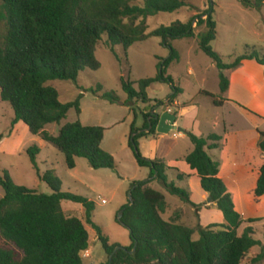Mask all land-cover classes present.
<instances>
[{
	"label": "trees",
	"instance_id": "obj_1",
	"mask_svg": "<svg viewBox=\"0 0 264 264\" xmlns=\"http://www.w3.org/2000/svg\"><path fill=\"white\" fill-rule=\"evenodd\" d=\"M240 2L247 9L264 6V0ZM133 3L134 0H1L0 25L5 23V30L2 32L0 27V99L14 110L12 128L19 123L25 124L31 135L41 137L63 153L69 169L76 168L77 159H86L95 170L117 171L114 156L102 148L107 129L85 126L77 121L64 125L58 135L46 131L47 126L65 120L73 109L78 116L81 115L82 95L75 102L62 103L59 91L50 83H76L81 72L98 71L101 63L96 53L103 36L108 37L107 45L115 55L116 46L123 47L127 54L134 44L152 38L162 39L163 44L171 49V57L160 65L157 78L136 83L121 80L122 89L128 95L124 105L132 107L134 102H154L149 99L148 90L156 83L168 84L173 94L166 102L155 101L150 111L144 112L142 128L136 127V121L131 127L130 147L138 165L150 169V178L132 183L133 201L124 209L120 220L131 232L130 247L116 251L120 246L110 244L101 228L92 221L94 203L85 197L63 193L62 181L54 170L39 174V178L52 189L50 195L16 185L5 172L0 175V187L5 192L0 200V264H86L84 254L90 250L89 231L84 221L65 211V202L85 208L86 223L96 230L108 256V261L103 264H244L252 250L260 246L252 227L246 228L242 235L238 233L243 224L258 220L243 219L219 177L220 163L208 153L221 148L218 135L205 138L186 133L194 150L185 157V162L200 179L202 191L212 198L223 216L221 223L198 225L196 229L182 224L179 213L170 220L164 219L168 204L165 196L152 188L153 182H160L171 194L188 203H191L190 195L169 182L162 160L142 156L139 141L158 135L159 121L151 111L156 107H172L182 93L168 75L170 65L179 59L172 45L174 41L197 38L200 50L212 59L220 72L221 94L230 87L226 71L239 68L247 60L264 67V54L247 52L234 64L224 63L211 47L217 37L212 6L187 23L176 21L149 32V18L191 7L192 0H145L142 7ZM195 22L196 28L204 27L199 34L195 32ZM102 91L99 85L87 92L101 95L112 104L120 102L114 93ZM214 104L221 106L222 101L215 100ZM238 106L260 118L246 107ZM134 114L137 115L135 111ZM174 114L177 116V112ZM2 139L0 137V141ZM259 146L264 152V132ZM40 151L38 146L28 150L36 169ZM263 196L264 164L254 190L255 198ZM191 204L198 212L202 209ZM196 232L200 234L198 241L193 240ZM263 261L264 252L251 260L253 264Z\"/></svg>",
	"mask_w": 264,
	"mask_h": 264
},
{
	"label": "rangeland",
	"instance_id": "obj_2",
	"mask_svg": "<svg viewBox=\"0 0 264 264\" xmlns=\"http://www.w3.org/2000/svg\"><path fill=\"white\" fill-rule=\"evenodd\" d=\"M144 2L145 0H134L133 4L142 7ZM210 6L213 7L214 20L217 24V37L211 43V47L222 57L224 63L234 64L237 58L247 52L258 51L264 54V6L261 9H247L240 0H192L191 7L149 18V32L161 26L168 27L176 21L187 23L194 16L205 13ZM196 22L194 23L195 28ZM0 27L4 32L5 23H2ZM203 30L204 27L196 28L195 32L199 34ZM107 42L108 37L103 36V42L97 48L96 56L101 63L98 71L81 72L76 83L63 81L50 83L59 91L62 103L75 102L82 95L80 99L82 113L78 116L73 109L65 120L60 124L47 126L46 131L58 135L62 126L77 121L87 126H100L107 129L103 149L113 153L117 162V171L95 170L91 168L86 159H77L76 169H69L63 153L53 145L44 142L41 137L31 135L25 124L21 123L18 127L12 128L14 110L10 104L0 99V137H3L0 141V175L6 172L16 185L35 190L40 194L50 195L53 193L52 189L39 178V174L44 175L54 170L62 181L61 191L85 197L93 202L95 205L93 223L101 228L110 244H117L126 249L132 244L131 232L120 222L123 218L120 219V216L124 209L130 206L132 183L147 181L150 178V169L141 168L138 165L134 150L130 147L129 134L135 121L134 111L138 115L136 126L142 128L144 125L142 115L147 110L150 111L152 104L145 108L142 102H134L132 107L122 106L128 101V95L122 89L121 80L124 78L136 83L145 79L157 78L160 65L171 57V49L163 44L162 39L152 38L143 43H136L127 54L123 47L116 46L115 55L109 49ZM172 45L179 59L170 65L168 75L182 89L179 95L180 102L190 104L192 107L187 112L188 116L180 117L179 126L164 135L159 151L164 158L163 163L166 166L169 182L188 192L191 203L207 204L211 197L202 191L200 179L185 162V157L194 150L193 143L186 133L205 138L210 134L218 135L222 138L221 143L227 144V148L208 151V153L220 163L219 177L230 191L235 201L236 211L242 214L245 220L264 216V206H255L253 209L249 206L248 200L253 177L251 174H245L246 162L240 156V152L246 148L251 150L252 154L255 153L256 157L260 153L255 151L254 142L258 137L257 133L264 132V95L253 101L251 108L248 105L249 109L260 118L250 114L246 116L237 114L233 112L232 104L215 107L214 97L220 95V72L212 59L200 50L197 38L176 40ZM246 63H250L249 60ZM252 63L256 66L251 68L246 64L245 68L248 70L249 77L258 83L257 78L264 77V67L256 61ZM257 69L261 72L259 73ZM235 70L226 71L225 75L229 78L231 72ZM99 85L103 88L102 93H114L119 97L120 102L112 104L103 99L101 95L87 92L97 89ZM134 87L138 89V85ZM171 94H173L171 86L164 83H156L148 91L149 98L154 102L164 101ZM247 98L252 100L246 95ZM164 109H157L158 113ZM217 119H221L222 122L218 123ZM224 121L236 124L235 130L226 131ZM118 122L122 123L116 125ZM213 122L218 123V126L214 127ZM252 123L257 126L256 130L252 128ZM178 128L182 129L181 132L185 134V137L178 136L181 133ZM237 142H239L238 146ZM32 146H38L41 150L36 159L37 169L28 153ZM140 151L142 156L147 158L144 155L148 154L147 150L140 149ZM151 186L166 198L168 209L163 215L165 220H170L179 213L180 222L185 226L196 229L200 225L198 211L191 203L171 194L158 181L153 182ZM4 195L5 192L0 187V200ZM64 206L70 216L84 221L89 231L90 250L84 254L85 263H106L108 256L98 240L97 232L86 223L85 208L73 202H65ZM213 213L219 215L220 211L212 207L206 213L207 218L213 217ZM217 220L218 218L214 217L208 223H215ZM248 227H253L254 238L261 243L244 261V264H253L251 260L264 252V220L253 224H243L238 231L239 235H242ZM193 240H200L199 232L193 235ZM258 264H264V261Z\"/></svg>",
	"mask_w": 264,
	"mask_h": 264
},
{
	"label": "crops",
	"instance_id": "obj_3",
	"mask_svg": "<svg viewBox=\"0 0 264 264\" xmlns=\"http://www.w3.org/2000/svg\"><path fill=\"white\" fill-rule=\"evenodd\" d=\"M196 39V38H195ZM146 42V41H145ZM143 43V42H141ZM135 45V44H134ZM130 50V49H129ZM128 50V51H129ZM247 61H245V63H242V65L240 66L241 68H238L237 70L231 72L230 74V77H229V81H230V87H229V90L225 93V94H221V91H220V95L217 96V97H214V100H218V101H222V107H225L226 105L228 104H232L233 106V112L237 113V114H241L242 116H246V114H249L247 113L245 110L241 109L238 105H241V106H244L246 107L248 110L249 107L248 105H252V102L255 101L258 97H261L262 95H264V77L263 76H259L257 79L259 80L258 83H256L255 81H253L249 75L247 74V69L245 68V65H250V67L252 68V66H256L254 65V61H249L250 63H246ZM215 65V64H214ZM213 65V66H214ZM246 65V66H247ZM215 67V66H214ZM253 68H256V67H253ZM258 68V67H257ZM258 72L260 73L261 70L260 69H257ZM175 82V81H174ZM154 86V85H153ZM151 86V87H153ZM175 86L178 87V85H176L175 83ZM150 87V88H151ZM149 88V89H150ZM180 88V87H178ZM181 89V88H180ZM182 90V89H181ZM219 90H220V86H219ZM149 91V90H148ZM180 95V94H179ZM246 95L247 96H250V98L252 100H250L249 98L246 99ZM149 96V95H148ZM150 99V98H149ZM223 99V100H221ZM167 100V99H166ZM166 100H164L166 102ZM153 101V100H152ZM152 105L154 104V102L151 103ZM213 104H214V101H213ZM149 104H143V108L147 107ZM122 106H124V103L122 104ZM215 106V104H214ZM190 107H192V105L190 104H186V103H181L180 100H179V96L178 98L175 100L174 104L172 107H167V108H170L172 109V113L173 110L175 109V112H177V122L175 124V126H179V119L180 117H186L188 116V110L190 109ZM216 107V106H215ZM251 108V106H250ZM142 109V108H140ZM154 111V110H153ZM251 111V110H250ZM253 113H255L254 111H251ZM82 113V112H81ZM151 114H152V111H151ZM256 114V113H255ZM143 116V115H142ZM252 116V115H251ZM134 119L137 123V120H138V115H135L134 114ZM218 123L222 122L221 119H217L216 120ZM121 124L122 122H118L116 125L118 124ZM218 123L216 122H213L214 124V127H217L218 126ZM224 124V128L226 131H233L235 130V126L236 124L234 123H230V122H227V121H224L223 122ZM21 123H19L17 125V127L20 125ZM84 125V124H83ZM137 125V124H136ZM87 126V125H85ZM252 128L254 130L257 129V126L254 125L252 123ZM63 127V126H62ZM61 127V128H62ZM138 128V126H136ZM215 129V128H214ZM61 130V129H60ZM178 130L182 131L181 128H178ZM107 132V131H106ZM131 132V130H130ZM189 133V132H188ZM248 134H250V132H248ZM258 137L256 138L255 142H254V149L255 151L257 152H260L259 155L256 157L254 154H252V151L249 150L248 148H246L245 150H242L240 152V156L241 158L246 162V167L244 169H246V173L245 174H251L252 175V186H251V194H249V206L250 208H254L255 206L256 207H261V206H264V196L262 198H255L254 197V190L256 188V185H257V182H258V179H259V176H260V168L261 166L264 164V152H262V150L260 149V140H261V132H258ZM130 135V134H129ZM211 135V134H210ZM105 136H106V133H105ZM179 137H185V134L183 132L179 133L178 134ZM202 137V136H201ZM208 137V136H207ZM220 137V136H219ZM221 138V137H220ZM163 139H164V135H161V134H158L157 136L155 137H149V138H143L139 141V147L141 150H147L148 154H144L145 157L151 159V160H155V159H159V160H162L163 161V157L160 155V148L162 146V143H163ZM105 140V138H104ZM221 141H222V138H221ZM220 141V144H221V148L220 149H225L227 148V144H222ZM104 143V141H103ZM238 143L237 142V146H238ZM248 147V146H247ZM102 148H103V144H102ZM219 150V149H217ZM107 151V150H106ZM213 151V150H212ZM109 153V151H108ZM111 153V152H110ZM113 154V153H111ZM160 155V156H159ZM210 155V154H209ZM257 158H258V161H257ZM261 161V162H260ZM257 162L259 164H257ZM76 167H77V160H76ZM189 167V166H188ZM76 169V168H75ZM191 170V169H190ZM192 171V170H191ZM193 172V171H192ZM195 174V172H193ZM196 175V174H195ZM220 175V174H219ZM197 176V175H196ZM228 192H230L228 190ZM233 199V198H232ZM233 202H234V205H235V201L233 199ZM68 206V205H67ZM202 207V209L198 212L199 214V218L201 220V223L200 225L202 226H207L209 224H212V223H208V221L211 219V218H218V220L215 222V223H221L223 221V216H222V213L220 212L219 215H214L213 213V217H209L207 218V212H209V210L212 208V207H216V204L214 203H210V201H208L207 204H204V205H199ZM63 207L65 208L64 204H63ZM70 208H73L75 209L74 207L72 206H68ZM236 207V205H235ZM168 209V207H167ZM67 213L68 211L65 210ZM239 213V212H238ZM69 214V213H68ZM240 214V213H239ZM70 215V214H69ZM242 215V214H241ZM206 216V218H205ZM243 217V215H242ZM260 218H249V219H254V220H264V216H259ZM171 219V218H170ZM243 219L245 220V218L243 217ZM248 219V220H249ZM247 221V220H245ZM253 228V227H252Z\"/></svg>",
	"mask_w": 264,
	"mask_h": 264
},
{
	"label": "water",
	"instance_id": "obj_4",
	"mask_svg": "<svg viewBox=\"0 0 264 264\" xmlns=\"http://www.w3.org/2000/svg\"><path fill=\"white\" fill-rule=\"evenodd\" d=\"M165 108V107H162ZM160 109L159 107L155 108L154 111H152V116L159 121L158 126H157V133L161 135H167L169 134L172 130L175 129V124L177 122V116L174 113L169 112L168 108L164 109L161 113H158V110ZM181 132V130H180ZM130 201L132 203L133 201V196L132 193H130ZM212 202V198L209 200ZM123 217V213L120 216V219ZM119 249H123L121 247L117 248L116 251ZM125 250V249H123ZM136 249H134L135 252Z\"/></svg>",
	"mask_w": 264,
	"mask_h": 264
},
{
	"label": "built area",
	"instance_id": "obj_5",
	"mask_svg": "<svg viewBox=\"0 0 264 264\" xmlns=\"http://www.w3.org/2000/svg\"><path fill=\"white\" fill-rule=\"evenodd\" d=\"M168 110H169V112H171V113H172V110H171L170 108H168Z\"/></svg>",
	"mask_w": 264,
	"mask_h": 264
},
{
	"label": "flooded vegetation",
	"instance_id": "obj_6",
	"mask_svg": "<svg viewBox=\"0 0 264 264\" xmlns=\"http://www.w3.org/2000/svg\"><path fill=\"white\" fill-rule=\"evenodd\" d=\"M165 109H166V107H165Z\"/></svg>",
	"mask_w": 264,
	"mask_h": 264
}]
</instances>
